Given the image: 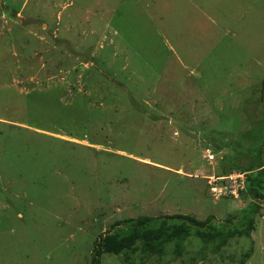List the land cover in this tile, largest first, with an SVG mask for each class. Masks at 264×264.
I'll return each mask as SVG.
<instances>
[{
	"label": "rangeland",
	"instance_id": "374dc122",
	"mask_svg": "<svg viewBox=\"0 0 264 264\" xmlns=\"http://www.w3.org/2000/svg\"><path fill=\"white\" fill-rule=\"evenodd\" d=\"M263 80L264 0H0V264H90L116 222L250 206L219 253L101 264H264V190L214 181L264 163Z\"/></svg>",
	"mask_w": 264,
	"mask_h": 264
},
{
	"label": "trees",
	"instance_id": "16d2710c",
	"mask_svg": "<svg viewBox=\"0 0 264 264\" xmlns=\"http://www.w3.org/2000/svg\"><path fill=\"white\" fill-rule=\"evenodd\" d=\"M261 93L264 97V80L261 85ZM261 147L258 151L257 162L247 169L232 167L222 175H230L233 172L245 176V191H239V195H246L255 201L262 199L264 184V163L261 159ZM252 208V209H251ZM253 206L242 213L238 219H228L225 222L214 221L212 216L204 221H198L191 216L173 215L158 218L139 217L116 222L103 235H100L94 243L91 251L90 264H101L103 255L122 256L139 254L142 259L151 256L162 258L166 256V248L173 246L172 253L175 256L183 254L184 247L191 239L199 246V255L210 251L219 253L227 243L235 238H249L254 230Z\"/></svg>",
	"mask_w": 264,
	"mask_h": 264
},
{
	"label": "built area",
	"instance_id": "2783aa9c",
	"mask_svg": "<svg viewBox=\"0 0 264 264\" xmlns=\"http://www.w3.org/2000/svg\"><path fill=\"white\" fill-rule=\"evenodd\" d=\"M205 159L209 163H212L214 161V155L209 150H207L205 151ZM242 177L244 178V180ZM214 181L227 182L226 186L223 187L224 191H227L231 197L237 199V195L239 194V191L244 190L243 187L245 186L246 179H245V176L242 174H238V175L234 174V175H228L224 178L214 179ZM212 190L215 193H217V191H220V190H217L216 188H213Z\"/></svg>",
	"mask_w": 264,
	"mask_h": 264
}]
</instances>
